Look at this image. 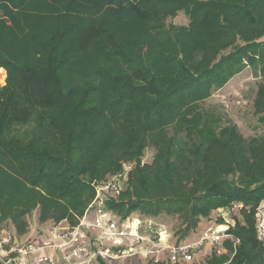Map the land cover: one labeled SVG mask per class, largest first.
Instances as JSON below:
<instances>
[{
	"label": "trees",
	"instance_id": "1",
	"mask_svg": "<svg viewBox=\"0 0 264 264\" xmlns=\"http://www.w3.org/2000/svg\"><path fill=\"white\" fill-rule=\"evenodd\" d=\"M247 65L264 125V0H0V221L83 216L94 181L126 174L105 210L177 216L180 243L241 205L235 256L192 264H264V134L204 107Z\"/></svg>",
	"mask_w": 264,
	"mask_h": 264
},
{
	"label": "built area",
	"instance_id": "2",
	"mask_svg": "<svg viewBox=\"0 0 264 264\" xmlns=\"http://www.w3.org/2000/svg\"><path fill=\"white\" fill-rule=\"evenodd\" d=\"M123 177L117 174L101 183H94L96 199L87 213L73 224L67 220L50 224L47 240L23 239L12 231L1 233L0 264H100L118 260L124 264L125 260L133 257L156 264H191L195 255L207 245H211L218 256L226 253L224 241L232 237L217 227L206 228L194 240L173 244L162 237L163 233L158 239L147 232L144 234V226L138 217L113 216L103 208L104 203L96 207L95 203L102 201V196L107 193L114 197L120 194ZM95 208H100V213L92 217ZM232 209L223 211L222 217L228 216ZM259 230L264 234V223L259 225ZM239 244L240 240L235 238V249Z\"/></svg>",
	"mask_w": 264,
	"mask_h": 264
},
{
	"label": "rangeland",
	"instance_id": "3",
	"mask_svg": "<svg viewBox=\"0 0 264 264\" xmlns=\"http://www.w3.org/2000/svg\"><path fill=\"white\" fill-rule=\"evenodd\" d=\"M170 22L178 26H184V25L187 26L190 20L185 13H180L175 19H170ZM6 77H7L6 71L4 69H0L1 87L6 85L5 83ZM260 79L261 77L257 78L253 74L252 69L247 65L244 71L233 76V78L229 81V83H227L223 88L219 89L218 91H215V94L210 98V100L205 102L204 107L215 113L218 112L220 116H222L224 119L234 121L239 127L242 135L245 136V138L246 137L252 138L263 135L264 125L261 122H259V120L255 116L254 113L255 110L253 105L256 94L258 92L257 88ZM145 152L146 153L143 158V164L144 163L150 164L153 160L155 152L153 149L150 148H147ZM111 177L112 176H108L107 180L110 179ZM128 177H129L128 175H124L122 179L124 184L127 183ZM101 181H105V180H101ZM101 181H94L93 183H101ZM122 188H124V185L122 186ZM114 198L115 201H117V203L120 201L119 200L120 196ZM106 199L107 196H102V201L95 203V206L101 207L103 203L106 205L105 203ZM234 205H236V207L233 206V209L228 216L222 217L221 215L222 212H219V215L213 213L211 217L212 219L210 220L204 219L201 223H199L200 231L197 232V234L204 232L205 229L212 226V224L214 227L227 226V228H229V226H233L232 228H234L235 225H237L236 223L237 220L243 219V214L241 212L243 208L238 206V204H234ZM90 208L91 207H89L88 209ZM103 208L105 209L104 206ZM106 211L111 213L113 216H120L119 214H116L113 210L109 209ZM93 212L94 214L92 215V217H94L97 213H100V208H95V211ZM86 213L87 211L83 214V216ZM83 216H79L76 213L70 212L69 215L62 217L60 219L51 218L44 220V222L42 223H39L40 214H39V210L36 209L32 213H29V215L26 217L28 231L25 235H21L18 233V231L13 226L12 219L10 218L7 219L5 218L4 220L0 221V234L5 231H12L14 233H17L19 236H22L23 239L31 238L32 240L44 241L49 239L47 236L48 233L47 230L49 229L48 226L50 224L59 223L64 220H67L68 222L73 224L78 221V218H81ZM127 216L138 217L142 221V224L144 226L143 233L146 234L147 232L152 238L158 239L159 234L163 233L162 237L166 240L167 239L170 240V242L173 244L178 242L181 238V235L178 232L181 229V224H180L181 221L177 216L171 217L163 214L158 219H150L148 217L146 218L142 217L139 212H132L130 215L127 214ZM254 220L256 222L255 224H256L257 237L259 238L262 237L261 241L264 242V234H262L263 232L261 233L259 230V225L264 223V201H262L261 205L256 211ZM192 236L196 237V234ZM192 236H190V239L194 240L195 238H192ZM230 247L231 248H228L227 253L221 255H225V256L227 255L230 256V258H233L237 253L236 250L238 246L236 247V249L234 245ZM205 251H202L201 254L199 253L197 255L196 262L200 263L202 262V260L206 259ZM216 256L220 257L217 254ZM193 262H191V264ZM122 263L123 261L118 260V262L112 261V263L107 262L106 264H122ZM124 264H156V263L149 260L146 261L143 258L133 257V259L125 260Z\"/></svg>",
	"mask_w": 264,
	"mask_h": 264
},
{
	"label": "crops",
	"instance_id": "4",
	"mask_svg": "<svg viewBox=\"0 0 264 264\" xmlns=\"http://www.w3.org/2000/svg\"><path fill=\"white\" fill-rule=\"evenodd\" d=\"M212 226H213V224H212ZM233 226H229V228H227V226H219V227H217V230H220V231H223V232H226L227 234H229L232 238L231 239H227V240H225L224 241V247H225V252L227 253V250H228V244L230 245V246H232V245H234V240H235V238L236 237H233L230 233H229V229H231ZM200 231V228H198L197 229V231L194 233V234H196V237H193L192 236V238H197V235H199L200 233H198L197 234V232H199ZM193 234V235H194ZM186 241H188V240H185V241H182V243L183 242H186ZM205 250H207V251H205ZM202 251H205V253H206V259H207V257H209V256H211L212 254H216V252H214V249L212 248V246L211 245H207V246H205V248L203 249V250H201V251H199L198 252V254L200 253H202ZM198 254H196L195 255V262L197 261V255ZM206 259H204V260H202V262L201 263H204L205 261H206ZM200 261V260H199Z\"/></svg>",
	"mask_w": 264,
	"mask_h": 264
}]
</instances>
